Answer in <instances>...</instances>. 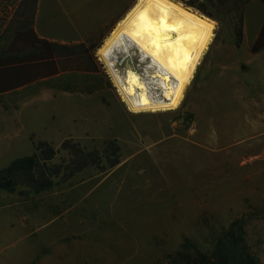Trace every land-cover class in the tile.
I'll use <instances>...</instances> for the list:
<instances>
[{
	"label": "rangeland",
	"instance_id": "rangeland-1",
	"mask_svg": "<svg viewBox=\"0 0 264 264\" xmlns=\"http://www.w3.org/2000/svg\"><path fill=\"white\" fill-rule=\"evenodd\" d=\"M19 1L0 0V36ZM61 1L42 0L43 28L73 35L68 20L111 15L98 37L135 2ZM207 10L210 49L174 110L132 113L120 101L96 56L110 31L85 43L96 73H60L0 95V168L37 141L58 149L54 162L71 155L53 188L0 192V264H201L212 232L234 221L264 264V50L249 51L264 5L250 0L240 22L233 11ZM108 62L116 76L131 71L152 99L162 98L158 67L134 47L114 48ZM65 139L83 152L62 150ZM16 189L28 187L20 180Z\"/></svg>",
	"mask_w": 264,
	"mask_h": 264
},
{
	"label": "trees",
	"instance_id": "trees-1",
	"mask_svg": "<svg viewBox=\"0 0 264 264\" xmlns=\"http://www.w3.org/2000/svg\"><path fill=\"white\" fill-rule=\"evenodd\" d=\"M173 1L182 3L184 7L209 18L211 13L207 10L208 7L222 14L233 11L237 14V21L240 22L243 7L250 0ZM257 1L264 5V0ZM37 3L38 0H20L0 36V95L55 77L60 73L93 74L97 72L85 42L62 44L37 37L33 30ZM262 50H264V22L249 51L255 54ZM112 146L113 143L110 142L107 148ZM60 148L65 152L72 149L83 152L79 144L71 143L70 139L63 140ZM57 153L58 149H54L46 141H37L32 144L31 154L16 157L0 168V192L10 194L17 192L19 195L26 196L30 192L39 193L53 188L57 177L69 169L68 159L71 156L68 154L67 159L63 158L59 159V162H54ZM95 157L98 160L97 154ZM70 161L77 164L74 159ZM117 163L118 160L112 161L110 166ZM20 180L28 187L27 191H17ZM210 239L208 251L197 255L199 263L260 264L251 252L244 228L238 221L232 222L226 229L212 232Z\"/></svg>",
	"mask_w": 264,
	"mask_h": 264
},
{
	"label": "bare ground",
	"instance_id": "bare-ground-1",
	"mask_svg": "<svg viewBox=\"0 0 264 264\" xmlns=\"http://www.w3.org/2000/svg\"><path fill=\"white\" fill-rule=\"evenodd\" d=\"M214 21L173 0H135L96 50L116 85L120 101L132 113L174 110L183 101L210 48ZM127 45L158 67L162 98L152 99L146 84L131 71L116 76L108 57Z\"/></svg>",
	"mask_w": 264,
	"mask_h": 264
},
{
	"label": "crops",
	"instance_id": "crops-1",
	"mask_svg": "<svg viewBox=\"0 0 264 264\" xmlns=\"http://www.w3.org/2000/svg\"><path fill=\"white\" fill-rule=\"evenodd\" d=\"M90 1H93V0H86V3L87 2L89 3ZM41 3H42V0H38L36 12L34 15V22H33V30H34L35 34L37 35V37H39V38H42V39H45L48 41L59 42L62 44L82 43V42H85V43L87 42L90 44H95V43L98 44V41H102L110 31V30H106V31L102 32V36L100 35L98 37V29H103L105 27H107V28L111 27L109 25H110V21L112 19V16L108 15V17L103 18L101 20H98V17H97V19L94 20L92 23H89V24L85 23L84 25L81 24V21H80V23H76L72 19L68 20V24L70 23V26H69L70 30L69 31H74L73 35L72 34L67 35L64 32H62L60 34L49 33L48 32L49 30L45 29V27L43 28L42 24H40V22L38 20L39 9H40ZM57 3L63 4V2L61 0H57ZM86 3H84V4H86ZM119 13H120L119 11L117 13H115V16L119 15ZM96 16H98V10H97ZM10 20H11V17L8 19V22ZM8 22H7V24H8ZM6 25L3 27L2 31H4ZM108 29H110V28H108ZM62 31H68V30L66 28V30H62ZM256 35H257V33H256ZM98 38H99V40H98ZM34 83H36V82H34ZM34 83H32V84H34ZM32 84H30V85H32ZM30 85H28V86H30ZM28 86H24L22 88L14 90V91L21 90V89L26 88ZM11 92H13V91H11ZM7 93H10V92H7ZM4 94H6V93H4ZM130 116H132V114H130Z\"/></svg>",
	"mask_w": 264,
	"mask_h": 264
},
{
	"label": "built area",
	"instance_id": "built-area-1",
	"mask_svg": "<svg viewBox=\"0 0 264 264\" xmlns=\"http://www.w3.org/2000/svg\"><path fill=\"white\" fill-rule=\"evenodd\" d=\"M98 60H99V58H98ZM100 61V60H99ZM101 62V61H100ZM101 64H103L102 62H101ZM104 65V64H103ZM115 72V71H114ZM125 104V103H124Z\"/></svg>",
	"mask_w": 264,
	"mask_h": 264
}]
</instances>
